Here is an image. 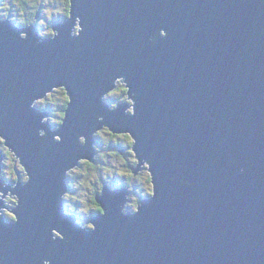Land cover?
<instances>
[{
    "label": "water",
    "instance_id": "obj_1",
    "mask_svg": "<svg viewBox=\"0 0 264 264\" xmlns=\"http://www.w3.org/2000/svg\"><path fill=\"white\" fill-rule=\"evenodd\" d=\"M69 2L47 38L0 16V138L27 175L7 184L0 150V264H264V0ZM59 88L55 127L37 102ZM103 128L154 192L125 215L103 188L89 229L63 199Z\"/></svg>",
    "mask_w": 264,
    "mask_h": 264
},
{
    "label": "flooded vegetation",
    "instance_id": "obj_2",
    "mask_svg": "<svg viewBox=\"0 0 264 264\" xmlns=\"http://www.w3.org/2000/svg\"><path fill=\"white\" fill-rule=\"evenodd\" d=\"M69 3V0H67ZM36 5V4H35ZM35 5H28L26 2H20V8H26V10L30 9L31 7L35 8ZM9 11L14 10V7H9ZM68 11L63 14L61 21L68 18ZM34 12H31L32 15ZM41 14V13H40ZM37 14V19H41V15ZM8 17V16H7ZM31 23L38 24L36 21H32ZM30 24V23H28ZM26 25V24H25ZM39 25V24H38ZM123 83H118L116 89L122 91V94H118L115 92H111L108 95V100L112 103V107L116 106L117 104L121 103L122 101H128V103L132 104V101L126 95L127 91L124 92V89L120 87ZM60 90L64 88H59ZM115 89V91H116ZM60 90L55 89L53 92H58ZM65 92V90H64ZM66 94V92H65ZM67 95V94H66ZM66 100L61 104L59 109L62 110L65 107ZM37 104L43 108L42 104L38 101ZM44 109V108H43ZM47 109V108H46ZM45 110V109H44ZM50 113V109L46 110ZM129 112H132V108L129 109ZM63 114L59 118V125L61 123ZM106 133L110 136V139L106 142L103 139L101 133ZM113 133L109 131L107 128H103L99 130L96 134V155L95 161L91 162L87 159L81 160L78 166L72 168L67 177V184H68V192L64 196V207L68 213L73 214L77 217L80 224L86 228H94V224L92 222L93 218H95L98 214H101L102 207L98 203L97 196L101 195L103 192V188L109 189L117 194L125 193L124 198L121 199L119 202V212L123 214H129L133 212H137L139 207L143 204V201L151 196L154 192V184L152 181L151 173L149 171V166L147 163L138 164V160L135 156L133 151V139L129 134L122 133V134H115L112 136ZM116 141H115V140ZM103 141L105 143H103ZM113 143H119L122 147L116 149L113 148ZM119 146V145H118ZM2 139L0 138V150L4 152V163H3V179L6 180L7 184H14L17 179L16 170H19L23 176V179H27V175L23 167L21 166L22 170L18 169V166L14 165L11 169L13 171L14 178L10 179L7 176L6 170L8 169L7 163L8 159L10 158L9 154L13 153L12 151L8 150ZM14 154V153H13ZM101 154H103L101 156ZM16 157V156H15ZM109 157H117L118 165H109L112 168H115V172H111L106 174L103 172L105 169L104 165L111 164V160L108 159ZM100 159H104L101 161ZM15 162H19V160L14 158ZM92 165V169H86L84 164ZM9 164V163H8ZM20 164V163H19ZM108 166V167H109ZM102 170V171H100ZM25 176V178H24ZM151 179H150V178ZM12 181V183L10 182ZM76 183L82 187V184L87 188V199L81 200L79 197H75L76 193L79 192V189L75 188ZM12 184V185H13ZM15 185V184H14ZM84 187V189H85ZM11 192V191H9ZM15 199H11V203L13 205H8L7 200L5 199V203L7 207L4 209L11 210L15 207L17 198L14 195ZM10 218H13V214L9 215Z\"/></svg>",
    "mask_w": 264,
    "mask_h": 264
},
{
    "label": "rangeland",
    "instance_id": "obj_3",
    "mask_svg": "<svg viewBox=\"0 0 264 264\" xmlns=\"http://www.w3.org/2000/svg\"><path fill=\"white\" fill-rule=\"evenodd\" d=\"M18 2V1H17ZM20 3V2H19ZM26 3L28 5L34 6L35 4L41 5L40 15L41 19L38 22L40 25V32L43 38L51 37L54 35V30L52 29V24L55 25L61 21L63 14L66 12V10H70V2L68 3L67 0H26ZM36 6V5H35ZM9 7H14V10L8 12ZM36 9L34 7H31L28 10L21 9L18 4L16 3V0H0V16L5 19L7 16L10 17L12 21H15L20 26H25L23 21V18L25 16H29L31 12H35ZM69 15V11H68ZM67 15V16H68ZM65 16V14H64ZM53 22V23H52ZM28 25V24H26ZM120 83H123L120 85L122 89H124V82L121 80ZM126 88V87H125ZM122 91L119 90L118 94H121ZM60 94H49V100H44L43 108L45 110L47 106L52 107V111L50 110V116L45 119V121L50 120L56 127L57 123H59V105H60ZM102 137L106 142L110 139V136L107 135L105 132L101 133ZM103 143H105L103 141ZM9 150V149H8ZM10 158L8 159L6 170L7 176L10 179L14 178L13 171L11 169L14 165L18 166V169L22 170L21 165L19 162H15L14 158L16 159L15 155L13 153L9 154ZM108 159L111 160V164H108V161H106L107 165L105 166V169L103 172L106 174L115 172V168H112V166L109 165H118V159L117 157H109ZM109 166V167H108ZM102 171V170H100ZM25 178V176H24ZM12 182V181H10ZM82 184V187L76 183L75 188L79 189V192H77L75 197H79L81 200L87 199V188ZM13 195V194H12ZM4 199L7 200L8 205H13L11 203V199H15V197H4ZM7 215H11V212L9 209H7Z\"/></svg>",
    "mask_w": 264,
    "mask_h": 264
},
{
    "label": "trees",
    "instance_id": "obj_4",
    "mask_svg": "<svg viewBox=\"0 0 264 264\" xmlns=\"http://www.w3.org/2000/svg\"><path fill=\"white\" fill-rule=\"evenodd\" d=\"M18 1V2H17ZM19 2H26V0H16V3L20 6V3ZM23 10H26V8L25 7H23L22 8ZM35 9H36V11L32 14V15H29L28 17L27 16H25L24 18H23V21L22 22H24V24H28V23H31L32 21H39L40 20V18L39 19H37V17H36V15L37 14H39L40 13V10H41V5L40 4H36V6H35ZM53 23V22H52ZM51 26H53V24L51 25ZM125 92V91H124ZM57 93H59L60 94V98H61V100H60V105L58 106V107H60L61 106V104L64 102V100H66V103H65V107H66V105H67V103H68V96L65 94V92H64V90L63 89H61V92L60 91H58ZM122 94V93H121ZM65 107H64V109H65ZM47 109H50L51 111H52V107H49V106H47L46 107ZM59 110V117L63 114V116H64V111L62 112V110L61 109H58ZM51 113V112H50ZM110 131V130H109ZM111 132V131H110ZM112 136H114V133H113V135ZM115 140V139H114ZM116 141V140H115ZM110 145H113V148H114V150L116 151V149L117 148H119V147H122V145H120L119 143H113V144H110ZM119 145V146H118ZM103 154H101V156H102ZM101 161H104V159H100ZM84 167H86V169L88 170V169H92V165H90V164H84ZM16 173V172H15ZM150 178V177H149ZM151 179V178H150Z\"/></svg>",
    "mask_w": 264,
    "mask_h": 264
},
{
    "label": "clouds",
    "instance_id": "obj_5",
    "mask_svg": "<svg viewBox=\"0 0 264 264\" xmlns=\"http://www.w3.org/2000/svg\"><path fill=\"white\" fill-rule=\"evenodd\" d=\"M25 26H26V25H25ZM124 85H125V83H124ZM124 87H126V86H124ZM124 91H127L126 88L124 89ZM126 95L128 96V94H126Z\"/></svg>",
    "mask_w": 264,
    "mask_h": 264
},
{
    "label": "bare ground",
    "instance_id": "obj_6",
    "mask_svg": "<svg viewBox=\"0 0 264 264\" xmlns=\"http://www.w3.org/2000/svg\"><path fill=\"white\" fill-rule=\"evenodd\" d=\"M68 19V18H67ZM67 19H65V20H67ZM65 20H63V21H65Z\"/></svg>",
    "mask_w": 264,
    "mask_h": 264
}]
</instances>
